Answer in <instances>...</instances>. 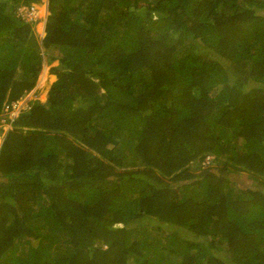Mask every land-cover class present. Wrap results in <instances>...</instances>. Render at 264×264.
Returning <instances> with one entry per match:
<instances>
[{
    "label": "trees",
    "instance_id": "trees-1",
    "mask_svg": "<svg viewBox=\"0 0 264 264\" xmlns=\"http://www.w3.org/2000/svg\"><path fill=\"white\" fill-rule=\"evenodd\" d=\"M40 1L0 0V114L58 64L1 148L0 264H264V0H47L38 49Z\"/></svg>",
    "mask_w": 264,
    "mask_h": 264
},
{
    "label": "rangeland",
    "instance_id": "rangeland-1",
    "mask_svg": "<svg viewBox=\"0 0 264 264\" xmlns=\"http://www.w3.org/2000/svg\"><path fill=\"white\" fill-rule=\"evenodd\" d=\"M137 5H140V3H138ZM39 9H40V12H39V16H43L44 15V7H39ZM41 21V20H40ZM35 24V23H34ZM34 24H33V26H31V25H29V30L31 31H34V34H35V42H36V44H37V48L38 49H41V47H40V40H41V36L40 35H42V33H41V31H42V24L40 23V24H38V25H35L34 26ZM37 31L40 33V35L37 33ZM25 33V32H24ZM26 34V33H25ZM37 36V37H36ZM176 36L177 35H173L172 37H171V44L173 45L174 43H172L173 41H174V39L176 38ZM43 58V60H42V66H41V70H40V73L38 74V76H37V80H36V86L35 87H37V86H39V89H38V93H37V95H36V100L37 101H39V102H41V103H44V102H46V100H47V98H48V91H49V88H50V81L52 80V82H54L53 80L55 79L56 80V77H55V75H53V74H50V68L51 67H55V66H57L58 64H57V62L56 61H51V62H49V60H48V58H47V56L45 55V56H43L42 57ZM44 72H46V77L44 78L43 77V74H44ZM44 79H45V81H44ZM44 81V83H42ZM41 82V83H40ZM19 82H17V84L16 85H14V84H12L15 88H17V89H20L19 88V84H18ZM12 87V86H11ZM10 92V91H9ZM32 92V91H31ZM31 92H30V95H28V96H31ZM25 93V92H24ZM24 93L22 94V95H24ZM20 94V95H21ZM9 95V94H8ZM24 98V97H23ZM238 141H239V139H238ZM103 156V155H102ZM210 160H212V157H210ZM105 162L106 163H109L108 162V160H105ZM125 169V170H124ZM142 169V167H137V168H130V167H128V168H122L121 170H124V171H134V173L132 174V177H135V178H140V177H142V175H140V174H138L137 172H136V170H141ZM118 171V170H117ZM234 172V171H233ZM213 173H214V175H221V176H223V177H231L232 178V180L233 181H235V182H237V181H240V179H243V181L242 182H240V186L241 187H246V186H250V184H253L254 183V181L253 180H247L246 179V175L244 174V173H242V174H240L239 172H234L233 174L232 173H230V172H227V171H223V166H218V167H216V168H214V170H213ZM236 174H238V175H236ZM111 179H112V177H111ZM255 189V188H254ZM262 190H264V186H263V188H262ZM153 221L155 222V224H158L159 222L156 220L155 221V219H153ZM134 223H137V222H134ZM119 227H120V225H119ZM171 232V230H168L167 232H166V234L167 233H170ZM171 260L168 262L169 264H178L179 263V258H174L173 259V257H169ZM4 261V260H3Z\"/></svg>",
    "mask_w": 264,
    "mask_h": 264
},
{
    "label": "clouds",
    "instance_id": "clouds-1",
    "mask_svg": "<svg viewBox=\"0 0 264 264\" xmlns=\"http://www.w3.org/2000/svg\"><path fill=\"white\" fill-rule=\"evenodd\" d=\"M39 7H44V15L41 17L39 16V12H40V9ZM31 12V18H27L26 16V12ZM49 15V12H48V1L47 0H41L40 3H29V4H21V5H18L16 6L15 8V16L17 19L21 20V21H24L25 23L33 26L35 25H38V24H42V35H40V33L37 31V33L41 36V40L44 38V35H45V23H46V19H47V16ZM41 20V21H40ZM40 40V41H41ZM36 86V85H35ZM36 90L38 91L39 87H35ZM34 89V88H33ZM32 89V90H33ZM31 90V91H32ZM30 91V92H31ZM30 92H27L25 95L23 96H20L18 98H14L12 99L11 101H16V100H19V98H22V97H26L28 101H34L36 100V95L38 92H36V94L34 92H31V96H28L30 95ZM29 103V102H28ZM5 105V104H4ZM4 105H3V108H4ZM24 110L20 111L17 115V117L20 115L21 112H23ZM2 112H3V109H2ZM2 114V113H1ZM0 114V115H1ZM16 117V118H17ZM15 118V120H16ZM14 120V122H15ZM13 130V124L11 126V129L8 130L3 136H0V152H1V148L3 146V143H4V140L6 138V136ZM210 157L213 158V156H208L205 158L204 160V163L203 165H210L211 164V160H210ZM216 168V167H213V169ZM223 171H227V169H223ZM137 172V171H136ZM228 172V171H227ZM218 176V175H217ZM218 177H223L221 175H219ZM206 177L204 176H193L191 177L190 179H187L185 181H183L182 184H186V183H192V182H195L197 184H201L204 182Z\"/></svg>",
    "mask_w": 264,
    "mask_h": 264
},
{
    "label": "built area",
    "instance_id": "built-area-1",
    "mask_svg": "<svg viewBox=\"0 0 264 264\" xmlns=\"http://www.w3.org/2000/svg\"><path fill=\"white\" fill-rule=\"evenodd\" d=\"M31 12H26L27 18H31ZM28 100L26 97L19 98V100L11 101L4 105L3 112L0 115V136H3L11 126L17 117L18 113L27 109Z\"/></svg>",
    "mask_w": 264,
    "mask_h": 264
},
{
    "label": "crops",
    "instance_id": "crops-1",
    "mask_svg": "<svg viewBox=\"0 0 264 264\" xmlns=\"http://www.w3.org/2000/svg\"><path fill=\"white\" fill-rule=\"evenodd\" d=\"M48 74V73H47ZM46 73H45V75H47ZM49 75V74H48ZM44 81H45V79H44ZM44 81L42 82V83H44ZM53 81H55V79L53 80ZM51 83L49 84V85H51L53 82H52V80L50 81ZM41 83V82H40ZM45 84V83H44ZM37 87H39V86H37ZM32 92H34L35 94H36V92H37V90H36V88L34 87V89L32 90ZM15 98V97H14Z\"/></svg>",
    "mask_w": 264,
    "mask_h": 264
}]
</instances>
